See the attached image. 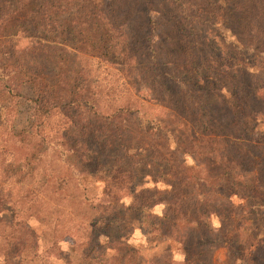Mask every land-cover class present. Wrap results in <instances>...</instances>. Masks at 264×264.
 Here are the masks:
<instances>
[{"label": "trees", "instance_id": "16d2710c", "mask_svg": "<svg viewBox=\"0 0 264 264\" xmlns=\"http://www.w3.org/2000/svg\"><path fill=\"white\" fill-rule=\"evenodd\" d=\"M248 1L0 0V13H13V22L0 19L3 129L12 127L8 111L18 112L27 88L29 135L43 141L55 113L68 126L81 115L76 144L80 156L88 152L85 165L94 157L109 164L101 181L108 204L88 223L86 244L110 229L117 234L109 238L111 256L95 264L143 262L130 233L121 232L135 222L155 248L177 245L164 246L149 264H264V130L257 132L264 123V13H249ZM24 22L37 30L21 24L6 31ZM58 44L76 52L74 68L77 57L116 67L128 94L116 103L113 88L78 83L72 65L60 70L62 59L49 67ZM67 138L62 154H75ZM2 194L0 202L10 200ZM3 210L12 213L9 226L17 225L16 204Z\"/></svg>", "mask_w": 264, "mask_h": 264}, {"label": "rangeland", "instance_id": "374dc122", "mask_svg": "<svg viewBox=\"0 0 264 264\" xmlns=\"http://www.w3.org/2000/svg\"><path fill=\"white\" fill-rule=\"evenodd\" d=\"M242 1L240 5L246 0ZM262 6L264 2L261 1L247 2L249 13H264ZM236 10L238 12L239 8ZM11 14L13 13H0V19L13 22ZM21 24L29 25L24 27L26 32L37 30L33 29L29 22H24V24L17 23L16 26L9 25L6 31L14 32ZM3 30L0 29L4 32ZM21 45H24V42H21L20 47ZM57 48L55 59L47 64L52 68L56 61L62 59L63 66L61 64L60 70H65L73 64L76 52L70 55L66 51L69 48L62 44H58ZM75 63L77 67L74 68L72 65L73 67H69L68 70L73 68L79 71L78 83L86 80L88 85H92V89L95 85L113 88L116 103L128 94L125 92L128 85L119 75L116 67L108 65L105 61L98 63L97 60L78 59V57ZM88 71L91 78L88 77ZM22 95L24 97L20 98L21 105L18 106V112L11 117L13 112L8 111L7 118L12 119L10 120L12 127L3 129V121L0 118V191L3 192L2 196L8 194L10 199L7 201L4 198L3 202H0L2 203L0 219H4V223H0V264H95L106 261L111 256V246L108 242L112 237H116L117 232L110 229L91 244L90 242L86 244L88 239L86 237L89 232L88 223L95 215V211L101 212L104 203L106 206L108 204L109 198L104 195L105 186L101 182L110 171L107 159L94 157L93 161L85 165L83 155L88 157V152L80 156L82 151L80 145L76 144L78 138L82 140L83 131L80 127L83 126V116L78 114L75 118L79 124L74 126H68L60 115L53 114L43 125L42 131L46 137L43 141L38 139L34 131L29 135L34 104L30 100L31 91L27 88L22 89ZM10 109H14L13 104ZM263 130L264 123L261 122L257 132ZM64 134L68 140L76 144L75 154H62V151L66 152V143L62 140ZM70 144L72 145L71 142ZM99 162L101 164H97ZM78 163L84 172H76ZM124 200L128 201L129 198L126 197ZM11 204H16L19 212L16 215L19 221L17 223L14 220L17 225L13 227L9 226L12 213L6 214L3 210L10 209ZM161 207L157 205L153 209L155 212H161ZM112 217L116 219V215ZM105 218L110 219L108 211ZM138 225L135 222L133 227L121 232L130 233V246L136 248L137 253L144 257L143 262L139 264H149L152 256L166 245L173 250L176 249L177 245L174 242H163L155 248L156 242H148L153 236L142 233ZM148 230L155 232L154 225H149ZM95 232L98 233L99 228H96ZM32 241L38 242V247L34 250L29 248ZM15 243H20L22 247L17 252L11 249ZM124 253L126 251H123ZM175 257L179 258V255L175 254Z\"/></svg>", "mask_w": 264, "mask_h": 264}]
</instances>
